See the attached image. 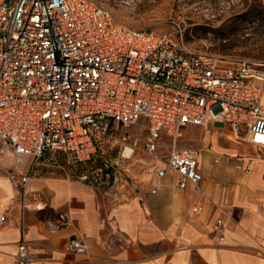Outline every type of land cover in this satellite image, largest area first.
Instances as JSON below:
<instances>
[{"label": "built area", "instance_id": "obj_1", "mask_svg": "<svg viewBox=\"0 0 264 264\" xmlns=\"http://www.w3.org/2000/svg\"><path fill=\"white\" fill-rule=\"evenodd\" d=\"M172 22L157 33L128 26L103 1L0 0V156L11 149L19 162L63 152L85 164L113 122H143L156 175L176 173L178 187L198 194L200 149L177 144L185 127L222 122L235 140L264 147V60L192 48L184 25ZM164 135L172 141L166 154ZM122 142L129 158L136 141L124 133ZM118 164L78 178L119 187ZM29 179L30 171L10 174L23 191ZM69 248L83 252L84 244L74 239ZM16 259L33 261L24 241Z\"/></svg>", "mask_w": 264, "mask_h": 264}, {"label": "crops", "instance_id": "obj_2", "mask_svg": "<svg viewBox=\"0 0 264 264\" xmlns=\"http://www.w3.org/2000/svg\"><path fill=\"white\" fill-rule=\"evenodd\" d=\"M234 141L222 146L226 154L200 150L198 194L154 167L109 188L45 160L17 162L9 149L0 156V264H20L23 241L31 264H264V147ZM13 171H30L25 191L12 184ZM74 239L83 252L69 248Z\"/></svg>", "mask_w": 264, "mask_h": 264}, {"label": "rangeland", "instance_id": "obj_3", "mask_svg": "<svg viewBox=\"0 0 264 264\" xmlns=\"http://www.w3.org/2000/svg\"><path fill=\"white\" fill-rule=\"evenodd\" d=\"M98 1L109 3L116 18L128 26L162 33L174 29V20L184 25V40L192 48L264 60V0ZM218 109L215 107V110ZM124 133H130L136 141L131 158L121 155ZM147 135L146 123L126 126L115 121L109 131L98 139L97 152L89 165L81 164L72 155L63 152L47 154L38 160H45L56 171L72 177L105 166L112 167L118 162L121 179L131 184L144 174L151 173L156 162L146 151ZM230 136L233 139H229ZM234 140L232 128L222 122H211L185 127L177 144L193 146L202 152L210 150L226 154L229 152L222 151V146L230 148L237 144ZM161 142L160 152L166 154L170 149L171 137L164 135Z\"/></svg>", "mask_w": 264, "mask_h": 264}, {"label": "bare ground", "instance_id": "obj_4", "mask_svg": "<svg viewBox=\"0 0 264 264\" xmlns=\"http://www.w3.org/2000/svg\"><path fill=\"white\" fill-rule=\"evenodd\" d=\"M229 139H233V137H229ZM234 139H235V137H234ZM215 143H217V140H216V142ZM130 150H128V152H129ZM134 153V152H133ZM133 153L129 156V158H131L132 157V155H133Z\"/></svg>", "mask_w": 264, "mask_h": 264}, {"label": "trees", "instance_id": "obj_5", "mask_svg": "<svg viewBox=\"0 0 264 264\" xmlns=\"http://www.w3.org/2000/svg\"><path fill=\"white\" fill-rule=\"evenodd\" d=\"M90 162H91V161H89V162L85 163L84 165H89V164H90ZM81 164H83V163H81Z\"/></svg>", "mask_w": 264, "mask_h": 264}]
</instances>
